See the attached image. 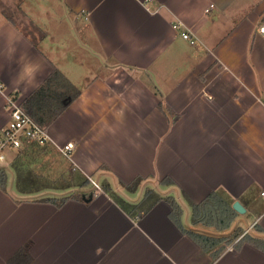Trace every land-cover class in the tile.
<instances>
[{
	"label": "crops",
	"instance_id": "obj_1",
	"mask_svg": "<svg viewBox=\"0 0 264 264\" xmlns=\"http://www.w3.org/2000/svg\"><path fill=\"white\" fill-rule=\"evenodd\" d=\"M14 4L15 15L0 7V135L7 95L23 100L60 69L81 94L47 132L60 150L73 143L62 152L73 168L97 183L145 176L140 194L123 195H174L187 228L264 237V0ZM165 176L175 184L160 185ZM216 189L246 208L225 231L193 223L189 198ZM38 196L0 189V264L28 242L30 264H264L247 242L214 258L172 221L165 200L132 217L102 189L60 207Z\"/></svg>",
	"mask_w": 264,
	"mask_h": 264
},
{
	"label": "trees",
	"instance_id": "obj_2",
	"mask_svg": "<svg viewBox=\"0 0 264 264\" xmlns=\"http://www.w3.org/2000/svg\"><path fill=\"white\" fill-rule=\"evenodd\" d=\"M81 90L60 70L55 69L42 84L22 100V107L34 120L44 128L48 127L79 97ZM18 95L17 93L15 94ZM159 106L164 109V104ZM104 164L100 169H105ZM10 175L14 179L16 193L20 196L39 195L36 199L50 202L60 207L69 199H89L92 192L85 190L92 184L94 174L88 176L78 168H73L70 161L52 141L33 139L13 151L8 165L0 168V189L9 191ZM145 176H136L129 182L119 179V184L128 192L138 191ZM99 186L112 199L124 208L132 217H136L151 210L157 203L165 200L170 204V218L184 232L192 237L204 250L219 257L233 244L240 247L243 243H250L264 251V237L246 232L241 236L238 228L229 235H215L187 228L183 221V209L177 198L172 194H164L156 187H147L142 197L132 201L120 194L112 183L103 177ZM160 185H174L170 176L159 181ZM45 191L54 193L43 194ZM20 201L19 198H16ZM193 212V223L217 231L229 229L239 213L233 208L232 198L223 189L211 191L204 199L197 202L190 199ZM258 231H263L256 225ZM241 236V237H239ZM239 239L235 241L237 238ZM30 242L20 247L9 259V264H30L33 260L29 252Z\"/></svg>",
	"mask_w": 264,
	"mask_h": 264
},
{
	"label": "built area",
	"instance_id": "obj_3",
	"mask_svg": "<svg viewBox=\"0 0 264 264\" xmlns=\"http://www.w3.org/2000/svg\"><path fill=\"white\" fill-rule=\"evenodd\" d=\"M258 30L264 36V18L260 22ZM182 35L191 42H195V38H193L189 31H183ZM2 88L3 84L0 83V90H2ZM6 106L9 120L2 129L0 135V168L6 167L3 165V162L7 159V155L10 151L20 149L25 142H29L33 139L42 142L49 140L47 129L37 123L34 118L25 111L22 107L21 98L18 95H7ZM72 148L73 143L68 142L61 147V151L68 155ZM92 181L99 187L95 180L92 179ZM261 193L264 195V190ZM239 237L235 241H237Z\"/></svg>",
	"mask_w": 264,
	"mask_h": 264
},
{
	"label": "rangeland",
	"instance_id": "obj_4",
	"mask_svg": "<svg viewBox=\"0 0 264 264\" xmlns=\"http://www.w3.org/2000/svg\"><path fill=\"white\" fill-rule=\"evenodd\" d=\"M252 1H255V0H252ZM0 7L2 8V9H4L5 10V12L6 13H8V14H13V15H15L17 12L15 11V4H14V0L12 1V2H8V1H2V0H0ZM21 103H22V99H21ZM11 152H13V151H10V153L7 155V159L3 162V165L4 166H7L8 165V163H9V161H10V159H11V157L13 156V153H11ZM94 178V177H93ZM97 182V181H96ZM111 182H112V184L113 185H116V186H118L117 187V189H116V191H118L120 194H122L123 195V193H126L127 191L121 186V185H119V184H115V182H114V180H112L111 179ZM118 182H119V180H118ZM145 182V181H144ZM143 182V183H144ZM143 183H142V185H143ZM98 184V183H97ZM142 185H141V187L138 189V191H136V192H134L132 195H136V194H140V191H142ZM9 190L10 191H14L15 193H16V188H15V183H14V181H13V177L10 175V179H9ZM94 190H101V187L99 186H96L95 185V183H93V181H92V184L89 186V187H87L86 188V190H85V192L86 193H90V192H92V191H94ZM51 193V192H50ZM49 194V193H48Z\"/></svg>",
	"mask_w": 264,
	"mask_h": 264
},
{
	"label": "water",
	"instance_id": "obj_5",
	"mask_svg": "<svg viewBox=\"0 0 264 264\" xmlns=\"http://www.w3.org/2000/svg\"><path fill=\"white\" fill-rule=\"evenodd\" d=\"M92 197V196H91ZM233 208L238 212V213H245L246 212V208L244 207V205L239 201L236 200L233 203Z\"/></svg>",
	"mask_w": 264,
	"mask_h": 264
},
{
	"label": "clouds",
	"instance_id": "obj_6",
	"mask_svg": "<svg viewBox=\"0 0 264 264\" xmlns=\"http://www.w3.org/2000/svg\"><path fill=\"white\" fill-rule=\"evenodd\" d=\"M38 68H39V65L29 66V67L26 68L25 71L27 72V74L29 76H32L37 71ZM36 86H38V85H36Z\"/></svg>",
	"mask_w": 264,
	"mask_h": 264
}]
</instances>
